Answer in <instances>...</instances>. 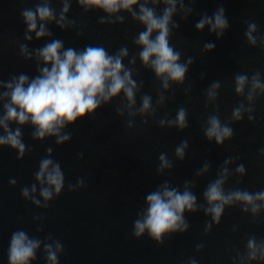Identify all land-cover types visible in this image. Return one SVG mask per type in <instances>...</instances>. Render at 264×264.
Instances as JSON below:
<instances>
[{
    "label": "water",
    "instance_id": "1",
    "mask_svg": "<svg viewBox=\"0 0 264 264\" xmlns=\"http://www.w3.org/2000/svg\"><path fill=\"white\" fill-rule=\"evenodd\" d=\"M42 2L0 0V81H10L20 74L29 79L39 75L45 65L36 50L54 39L63 41L64 49L77 51L91 45L115 54L127 47L123 63L132 70L137 84L136 104L131 111L141 107L144 95L151 97V108L129 115L121 93L61 129V135L71 134L61 144L56 143L55 136L35 138L30 123L9 122L13 130L21 129L26 148L20 157L17 149L0 145V264H9L10 239L17 230L42 241L31 264H47L43 246L55 241L63 245L59 264H190L191 260L196 264H264V260L247 258L249 238L264 240V207L254 214L250 206L244 211L242 202L226 205L217 224L205 212L208 205L203 196L207 185L225 168L226 191H264V91L257 89L253 99H248L251 77L256 72L264 83V0H182L183 7L177 0L172 19L178 27L169 25V42L180 52L181 63L190 58L192 63L183 83L169 81L167 88L139 59L141 49L133 40L145 28L129 13L113 14L112 22L100 23V17H108L107 13L96 8L86 11L77 0H68L70 8L65 16L74 23L62 29L55 20L45 21L52 34L37 39L35 32H30L32 39L27 40L22 10L34 9ZM50 5L59 19L61 0H50ZM148 6L155 7L158 14L164 7L151 2ZM220 6L229 23L222 36L207 24L202 30L196 28L204 15L212 17ZM116 15L124 17L123 23L116 20ZM250 23L257 25L252 33L254 45L245 35ZM207 43L214 48L205 49ZM21 45L27 46L31 58L21 52ZM133 57L134 64L130 63ZM237 74L249 78L243 94L235 91ZM217 81V95L209 97L208 91ZM4 91L7 89L0 87V93ZM5 102L0 100V115ZM241 104L242 119L236 120L233 109ZM180 108L186 110L187 127L183 129L168 124ZM117 109H123V115ZM212 115L233 129V136L220 145L205 135ZM185 140L187 147L181 158L175 150ZM161 153L166 154L171 167L157 171ZM46 157L60 164L65 177L61 193L53 192L51 200L41 195L47 183L36 179L40 161ZM241 164L244 173L237 172ZM81 180L83 183H79ZM165 182L180 191L187 184L196 195L197 211L184 213L189 228L165 234L161 244L147 232L136 238L134 221L147 207L146 196ZM25 187L29 189L28 198L22 195Z\"/></svg>",
    "mask_w": 264,
    "mask_h": 264
},
{
    "label": "clouds",
    "instance_id": "2",
    "mask_svg": "<svg viewBox=\"0 0 264 264\" xmlns=\"http://www.w3.org/2000/svg\"><path fill=\"white\" fill-rule=\"evenodd\" d=\"M149 2L153 5L162 3L164 5L162 12L158 14L155 7L148 6ZM61 3L63 7L59 19H57L55 9L50 5V0L37 3L34 9L22 10L21 15L27 25L25 39H32L28 35L30 32H35L37 39L46 35L50 36L52 33L46 28L45 21L55 20L62 29L74 23V21H68L65 16V13L69 11L70 3L68 0H61ZM77 3L86 11L96 8L107 13L108 17H100V23L112 22L110 17L113 14L129 13L145 28L133 40V43L141 49L138 55L143 65L154 71L156 77L163 81L165 88L169 86V81L183 83L185 74L188 72V64L192 63V59L190 58L187 63H181L180 52L175 50L169 42L171 34L169 25L178 27L172 19L176 12L177 0H144L143 3L141 0H77ZM180 4L183 7L182 0ZM224 13V7L220 6L212 17L204 15L196 24V28L202 30L207 24L211 31L222 36L223 30L229 27ZM116 20L123 23L124 17L116 15ZM38 21L40 22L39 30H37ZM256 29L257 25L250 23L245 33L253 45L256 43V38L252 33ZM20 47L26 58H31L27 46L21 45ZM212 48H214L212 43L205 44V49L211 50ZM36 55L45 65L39 69V75L29 79L27 75L20 74L18 77H12L10 81H0V87L7 89L0 93V100L7 101L3 104V115H0V128L3 129V134L0 135V145H9L17 149L20 157L23 156L26 148L21 138L22 132L19 127L13 130L9 122L19 125L30 123L35 128L32 133L35 138L55 136L57 137L56 143L61 144L71 138L70 133L61 135V129L69 123L76 122L78 118L94 113L102 104L120 96L121 93L127 100L129 115H135L136 112L144 113L151 108V97L144 95L141 97V107L136 109V112L131 111L136 104L137 84L132 79V70L123 63V58L128 56L127 47L120 48L115 54H109L103 46L91 45L77 51L74 48L64 49L63 41L54 39L43 48L37 49ZM130 63H135V57ZM248 83L249 78L246 74H237L235 91L243 94ZM219 87V82H214L208 91L209 97H215L217 93L214 90ZM257 89L264 91V83L259 78V72L251 77L249 100L253 99V94ZM243 109V104L233 109V118L242 119ZM117 111L123 115V109H117ZM248 111L252 109L249 108ZM249 119L253 117L250 116ZM160 123L163 125L164 121L161 120ZM168 124H176L181 129L187 127L186 110L180 108L175 120L168 121ZM208 125L205 135L210 141L214 138L218 145L233 136V129L226 124H221L216 115L208 118ZM129 126H131V121H129ZM186 147L187 141H182L175 150L176 155L182 158ZM261 151L264 152V149ZM159 159L161 165L157 171L171 167L165 153H161ZM208 167L206 164L205 170ZM237 172H245L242 164L237 167ZM226 174L227 169L225 168L219 178L207 185L203 193L208 205L204 210L217 224L220 222L226 205L242 202L246 205L244 211H248V206H250L254 214L264 207V204L258 203L264 202V191L255 193L240 189L226 191L223 187ZM36 179L48 185L41 189V195L45 200H51L53 192L59 195L64 187L65 177L60 164L47 157L40 161ZM11 182L15 183L14 180ZM72 187L69 185V190H72ZM32 191H36L35 185L32 186ZM22 195L25 198L29 197L27 187L22 189ZM34 202L39 203V201ZM146 204V209L134 221L133 235L140 238L147 232L148 236L158 244L163 243L162 238L165 234L186 231L189 224L184 216L185 211H197V197L188 190L187 184L185 189L180 191L165 182L160 188L146 196ZM41 243V240L30 238L23 230L15 231L11 236L8 249L9 264H31L37 258V249L41 247ZM197 247L199 248L200 245ZM247 249L249 260H264V240L257 241L255 237L249 238ZM43 250L47 264H59L58 253L63 251L60 241H55L54 244L45 243ZM190 264H196V261L191 260Z\"/></svg>",
    "mask_w": 264,
    "mask_h": 264
}]
</instances>
